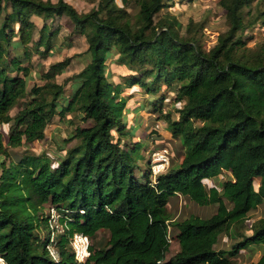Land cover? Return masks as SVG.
<instances>
[{
	"label": "trees",
	"instance_id": "1",
	"mask_svg": "<svg viewBox=\"0 0 264 264\" xmlns=\"http://www.w3.org/2000/svg\"><path fill=\"white\" fill-rule=\"evenodd\" d=\"M120 1L95 0L80 12L68 0H0L6 264H234L264 246V216L251 218L264 205V42L250 46L247 36L264 29V0H220L229 27L209 50L196 33L182 36L175 17L159 18L172 0ZM62 17L85 37L88 62L61 83L72 58L50 64L28 88L33 57L59 50L54 23ZM111 66L121 71L116 79ZM136 86L153 97L147 119L146 104L126 95ZM56 115L77 122L72 136L56 153L31 151ZM144 121L145 138L133 141ZM160 121L182 151L179 163L154 175L142 150ZM179 195L216 211L173 218L167 207ZM103 231L109 237L97 246ZM76 233L91 239L84 263L71 247ZM173 240L179 250L169 256ZM251 264H264V255Z\"/></svg>",
	"mask_w": 264,
	"mask_h": 264
},
{
	"label": "rangeland",
	"instance_id": "2",
	"mask_svg": "<svg viewBox=\"0 0 264 264\" xmlns=\"http://www.w3.org/2000/svg\"><path fill=\"white\" fill-rule=\"evenodd\" d=\"M57 2V0H51ZM73 4L80 12H89L95 6V0H68ZM220 0H172L171 7L166 8L161 12L159 18L163 15L170 14L175 17L180 23V33L182 36L188 37L193 33L197 34L199 39V44L203 49H211L220 34H223L227 31L229 27V21L226 17L225 11L220 7ZM118 3L121 5V1L118 0ZM41 23V22H40ZM193 23L194 27L188 31L189 24ZM204 25L203 30H199V25ZM55 27H60L61 32L58 40L59 50L54 54L48 55L46 57H41L35 55L32 60L33 71L32 78L29 81L28 88H31L34 84H41L40 73L46 70L50 64L61 61L65 58H72V63L66 73L58 77V82L61 83L68 76H72L80 72L86 63L88 62L86 51L88 48L85 37L73 31V25L70 20L66 17L58 18L54 23ZM197 30V31H195ZM247 36H253L255 40L250 41L249 45L254 46L256 43L264 42V29H256L253 33H248ZM120 69L117 66L110 67V73L116 79L120 75ZM132 94L130 104H146V109L144 112H141L140 116H144L146 119L150 116L151 101L153 97L147 95L144 92L140 91L139 87H134L132 93L130 90L126 91V95L129 96ZM173 98L170 97L169 104H172ZM170 105L168 108H171ZM167 107L164 109L167 110ZM17 109H14L12 114H15ZM133 119L134 115L130 114ZM136 117L139 114L135 115ZM131 119V120H132ZM130 124V121H129ZM148 123L143 122V127H141L133 141L142 140L145 138L146 134L143 133L145 126ZM77 122L73 124L68 123L66 119H61L59 115H56L53 120V127L50 128L47 132L46 139L31 145L30 150L37 154H44L49 152L50 154L56 153L57 142H60V139L69 138L74 133ZM158 130L160 133L153 134L149 138L145 139V148L142 150V166L146 167V162L151 160L153 162V153L161 151L162 149H168L170 157L176 156L178 150H182V147L179 145V140H177V147L173 144V139L171 134L166 133V123L163 121L157 122ZM81 126H85L81 124ZM172 161V159H171ZM153 164V163H152ZM216 184H218L219 179H216ZM208 185L212 186L214 181L206 182ZM170 216L173 218L182 219L184 217L190 216L191 214L201 215V216H210L216 211V207H207L202 208L197 205H194L191 201L185 198L172 196L170 198L168 207H167ZM264 216V205L260 206L255 210L251 218L257 219ZM109 237L107 232H100L98 238L95 241V245L104 244ZM222 247H228V239L224 238L222 242ZM220 246V245H219ZM218 246V247H219ZM179 250V243L176 240H173L171 243V250L169 256L175 254ZM264 255V246H258L255 251L249 253H243V256L236 261L234 264H251L253 261L259 259Z\"/></svg>",
	"mask_w": 264,
	"mask_h": 264
},
{
	"label": "built area",
	"instance_id": "3",
	"mask_svg": "<svg viewBox=\"0 0 264 264\" xmlns=\"http://www.w3.org/2000/svg\"><path fill=\"white\" fill-rule=\"evenodd\" d=\"M152 160V171L154 175L165 172L171 163V157L168 149H162L157 153L154 152ZM51 214L53 223H56L57 215L55 210H52ZM90 246L91 239L87 235L81 233H76L73 235L71 240V247L77 262L84 263L88 259V257L90 256ZM0 264H6L5 260L2 257H0Z\"/></svg>",
	"mask_w": 264,
	"mask_h": 264
},
{
	"label": "crops",
	"instance_id": "4",
	"mask_svg": "<svg viewBox=\"0 0 264 264\" xmlns=\"http://www.w3.org/2000/svg\"><path fill=\"white\" fill-rule=\"evenodd\" d=\"M166 133H169V132L166 131ZM176 141H177V140H174V141H173V144H174V146L177 147L178 144H177ZM179 145H180V144H179ZM180 146H181V145H180ZM181 151H182V150H178V152L176 153L177 155L172 157V161H171V162H173V164H174V162H175V163H179V162H180L181 158H180L179 154H180ZM178 197L183 198V197L180 196V195H179Z\"/></svg>",
	"mask_w": 264,
	"mask_h": 264
}]
</instances>
